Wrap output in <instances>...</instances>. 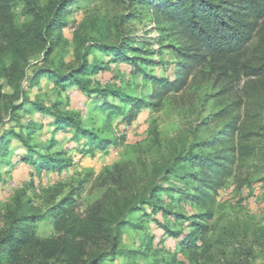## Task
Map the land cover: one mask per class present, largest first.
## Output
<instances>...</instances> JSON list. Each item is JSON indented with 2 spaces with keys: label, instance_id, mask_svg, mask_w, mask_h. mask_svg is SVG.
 Instances as JSON below:
<instances>
[{
  "label": "rangeland",
  "instance_id": "obj_1",
  "mask_svg": "<svg viewBox=\"0 0 264 264\" xmlns=\"http://www.w3.org/2000/svg\"><path fill=\"white\" fill-rule=\"evenodd\" d=\"M158 1L174 0H0V242L15 216L39 218L22 264H264V98L236 110L226 82L199 76L158 112L124 103L149 98L178 61L151 16ZM83 65L82 87L31 83ZM63 118L94 135L57 130ZM230 154L214 193L210 173ZM58 208L61 233L46 221Z\"/></svg>",
  "mask_w": 264,
  "mask_h": 264
},
{
  "label": "trees",
  "instance_id": "obj_2",
  "mask_svg": "<svg viewBox=\"0 0 264 264\" xmlns=\"http://www.w3.org/2000/svg\"><path fill=\"white\" fill-rule=\"evenodd\" d=\"M150 6H153L151 16L154 22L157 25H169L170 36L181 48L173 49L178 61L173 65L171 77H152L149 98L134 100L126 97L124 103L127 106L132 105L135 109L146 106L158 112L170 93L184 92L199 76L203 79L214 77L226 82L229 93L236 98V110L240 109L243 102L264 98V0H174L158 1ZM59 21H54L55 26L65 27V24ZM47 29L49 30L50 26ZM21 51L19 48H13L15 59L21 58L24 53ZM104 52L109 51L104 49ZM125 58L122 53L117 55L118 62L128 61ZM169 65L170 63L166 67ZM83 66L65 74L46 70L35 75L31 83L35 79L51 78L63 89L73 84L82 87L84 83L79 76L89 67ZM139 72H143L142 67H138L134 74ZM146 80L148 77L143 78V81ZM115 97L119 100L122 98L120 93ZM234 110L230 109V112ZM119 111L116 109V113ZM56 129L63 132L72 130L74 134L80 132L89 139L94 135L81 130L78 121L72 118L60 119L56 123ZM234 131L224 132L220 141L229 143L234 137ZM5 143V137H0V146ZM26 160L32 164L31 155ZM49 163L54 166L53 161ZM234 164L232 154L219 159L214 171L210 173L212 180L209 188L214 193L232 176ZM67 219L62 208L55 209L46 217V221H51L54 230L59 233L63 232L66 226L68 228ZM38 221L37 216L30 214H19L13 218L7 236L0 242V264H22L26 256V246L38 241L35 237ZM119 226L114 223L110 229L113 234L112 252L120 240ZM195 234V231L191 233L182 245H187ZM101 258V255H98L93 260L101 262ZM42 263L43 261L39 264Z\"/></svg>",
  "mask_w": 264,
  "mask_h": 264
}]
</instances>
